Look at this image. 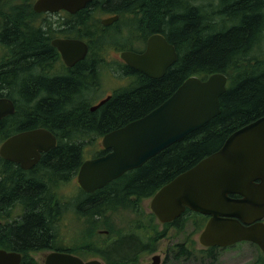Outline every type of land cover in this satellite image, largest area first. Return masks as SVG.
<instances>
[{
    "label": "trees",
    "instance_id": "1",
    "mask_svg": "<svg viewBox=\"0 0 264 264\" xmlns=\"http://www.w3.org/2000/svg\"><path fill=\"white\" fill-rule=\"evenodd\" d=\"M34 1L0 0L4 17L0 19V45L7 47V57L0 62V97L11 99L17 109L0 120V130L8 135L12 130L42 127L57 140L28 171L7 160L0 163V213L10 219L13 210L20 207L22 211L14 220L0 225V247L21 252L19 264H34L27 260L25 252L54 245V227L58 226L60 213L53 200L52 187L76 175L84 160L88 139L102 136L146 114L187 77L204 79L213 72L227 76L226 89L219 98V113L139 167L91 193H84L72 204L75 212H87L94 221L106 208H114L129 199L128 203L133 204L132 201L151 197L163 184L218 149L234 130L264 114V0H91L79 14L71 16L80 21L81 30L92 28L89 37L94 45L92 53L64 69L62 76H49V69L45 70L56 54L49 43L56 30L49 22L40 27L28 25L27 16L23 17L29 10L33 18ZM95 5L98 11L87 18L90 22H95V17L104 9L121 17L127 14L130 22L121 26L117 20L110 27L96 22L89 24L86 20L91 13L89 7ZM11 10L22 15L12 16ZM6 15L9 16L6 18ZM140 24L164 34L175 46L176 60L162 77L150 78L113 59L111 63L118 66L113 68L119 70L128 83L113 88L112 95L92 110V99L96 104L100 96L89 98L87 95L94 92L95 96L101 87L99 71L105 63L100 52L102 45L109 40H119L123 29L136 31ZM115 47L129 49L128 46ZM104 152L101 149L95 155ZM188 214L192 215L196 229L204 226L207 216L186 209L174 220L179 224L175 225L177 229L183 228L178 220ZM145 235L142 231H127L113 238L108 236L100 243L91 240L94 245L84 248L86 251L81 254L100 256L107 264H126L136 255L149 252V244L143 239ZM173 248L168 250L173 260L194 254L193 249L183 243ZM216 249L201 250L215 259L213 251ZM259 253L258 263L264 264V255Z\"/></svg>",
    "mask_w": 264,
    "mask_h": 264
},
{
    "label": "water",
    "instance_id": "2",
    "mask_svg": "<svg viewBox=\"0 0 264 264\" xmlns=\"http://www.w3.org/2000/svg\"><path fill=\"white\" fill-rule=\"evenodd\" d=\"M89 1L35 0L32 9L57 11L63 7L74 11ZM117 17L101 21L109 24ZM51 44L67 65L82 59L87 52V45L79 39L54 38ZM119 55L129 67L150 78L162 77L177 57L175 46L161 33L150 35L142 52L124 50ZM226 81L222 72H213L204 79L189 76L146 114L102 135L101 145L106 152L83 160L77 170L76 180L81 189L92 192L101 188L215 117L220 111L219 98L226 89ZM13 109L10 99L0 97V118ZM55 144L56 138L50 131L34 128L8 137L0 145V155L20 161L12 152L16 151L18 156L26 153L30 165L40 152ZM28 156L33 159L29 161ZM149 209L160 223L172 221L185 209L208 216L198 236L202 247H226L250 241L264 253V114L234 130L218 149L163 184L150 197ZM151 259L153 264L159 261L157 255ZM20 261V252L0 248V264ZM44 262L101 264L97 259L83 261L57 251L48 253Z\"/></svg>",
    "mask_w": 264,
    "mask_h": 264
},
{
    "label": "rangeland",
    "instance_id": "3",
    "mask_svg": "<svg viewBox=\"0 0 264 264\" xmlns=\"http://www.w3.org/2000/svg\"><path fill=\"white\" fill-rule=\"evenodd\" d=\"M9 14L12 16L16 14L15 16L17 17L22 15L21 12L17 13L13 10H11ZM29 14L30 12L28 10V13H25L23 17L27 16L25 21L28 25H30V23L34 24L35 21L33 18L31 19ZM8 16L9 15H6V18ZM3 18L4 17L0 12V19L2 20ZM1 28L0 25V30ZM115 48L116 47L113 48L112 46H107L106 48H102L100 52L104 57H108V59H105V63L103 62L105 65L106 61H109L110 66L118 68L117 64L111 63L113 59L118 62L121 61L118 57V50L116 51ZM6 50L7 47L0 45V62L7 57ZM104 64L99 71L101 74V87L97 90L99 92L94 96V92H91L92 90H90L89 93H91H88L90 96L87 95L89 98H97L109 94L113 88L123 87L128 83V80L124 77L112 74L108 67H104ZM93 102H95L94 99H92V103ZM5 136L7 135H3V130H0V142ZM91 137L93 138H89L84 146V159L94 157V155L102 149V136ZM51 193L53 195V200L60 205L59 213L62 214V219L59 220L57 229L56 226L54 227L55 232L53 233L55 235L54 238L56 239L55 244L58 249L66 247L70 251L81 255L84 248L94 245L91 240L100 243L105 241L108 236L113 238L127 231L137 233L142 231L146 234L143 236V239L149 244L150 250L148 253L136 255L131 261L133 264H153L151 257L156 253L161 254L160 257L157 255L159 258L158 264H260L258 263L257 256L260 254L259 251L261 250L251 242H238L223 247L222 249H216L213 251L215 259H210L207 254L201 250L202 247L198 243V236L203 226L196 229L193 223V217L190 214L183 216L178 220L183 224L181 230L177 229L175 226L179 225L178 223H160L154 215V217L151 215L152 212L149 209L150 197H143L138 199V201H132L133 204L128 203L130 202L129 199L124 203L117 204L114 208H106L102 216H99V218H95V220L92 221L87 212L77 210L74 213L75 215H71V213L68 212L71 209L72 200H79L84 193H88L77 188L75 178H71L68 181L57 182L53 185ZM71 196L74 197L71 198ZM62 199L66 200L65 204L67 205L65 207L61 206ZM134 205H136V208ZM18 211L19 209H16L13 214ZM77 214H79V218L76 216ZM0 215L2 217L5 216L4 213H0ZM1 219L3 220V223H1L2 226L10 220L8 218ZM60 243L62 245H59ZM181 243L192 248L194 254L186 259L173 260L166 252L167 250L171 251V249H174L173 247L175 244ZM59 246L61 248H59ZM48 250L50 249L42 250L36 248L32 249V251L25 252L24 256L34 264H45L44 257L47 254L46 252H49ZM92 257L102 258L94 255H92Z\"/></svg>",
    "mask_w": 264,
    "mask_h": 264
},
{
    "label": "flooded vegetation",
    "instance_id": "4",
    "mask_svg": "<svg viewBox=\"0 0 264 264\" xmlns=\"http://www.w3.org/2000/svg\"><path fill=\"white\" fill-rule=\"evenodd\" d=\"M85 5H86V3H85ZM84 6L81 7V8L75 9L74 11H69V10H67V9H65L63 7L59 8L57 11H41V12H36V11H34L32 9L35 12L33 14V20L35 21V23H34L35 25H38L40 27V26L45 25V22H49L50 25H51V27L56 30V32L54 34H52V36L49 39L50 45L53 46L56 49V54L54 55L53 60L51 61L50 64H47V67L48 68L45 66V70H48L49 69V71H48V73L50 72V75L49 76H62V75H64V69H67V68L72 67L76 62L82 60L84 57H86V56H88L90 54L91 48H92L91 46L93 45L89 41V37L93 33V31L91 30L92 28L81 30V23H79L80 21H78L76 18H74V17L71 16V15H74V14H79L84 9ZM89 8H90L89 9V12H91V13L90 14L88 13L89 15L86 17V20L91 15H96V13L98 11V6H96V5L95 6H91ZM104 10L105 11L104 12H101V15L99 17L98 16L95 17V19L97 18L95 20V22L98 23L99 25L106 26V27H110L112 25H115L116 22H117V20H119L122 23L121 26L123 24H126V23H129L130 22V19H129L130 17L127 16V14H125V15H123L121 17L119 13H115V12H113L110 9H104ZM108 10H110V11H108ZM126 11L128 12V10H126ZM114 15H117L118 16L116 20L112 21L109 24L102 23V21H101L102 19H104L106 17H109V16H114ZM87 21H88L89 24L95 23V22H90L89 20H87ZM121 26H120V28H121ZM125 27H127V25H125ZM67 29L75 30V32H73V34H69V32L67 31ZM135 29H136V31L135 30L134 31H132V30L130 31L127 28L126 29H123L122 30V35L120 36V39L119 40H110V41H108L109 43L107 42V43H105V44L102 45L103 48H106L107 46H112L113 48L115 46H120V47H126V46H128L129 49H122V50L115 49L116 51L118 50V57L120 58L121 62L124 63V64H126L122 60V58L120 57V55H119V53L121 51L131 50V51L140 53L145 48L147 38L150 35L159 33V32L154 31V30H148L147 27L144 28V26H142V24L138 25ZM162 35H164V34H162ZM54 38H74V39L82 40L87 45V52H86L85 56L82 59L75 61L71 65H67L63 61V59H62L59 51L57 50V48L54 45L51 44V40L54 39ZM116 48H118V47H116ZM105 59H108V57H103V62H105ZM100 62H101V60H100ZM104 67H108L110 69V71L112 72V74L120 75V71L119 70H115L112 66H110L109 65V61H106V65L104 64ZM134 71H136V70H134ZM136 72H138V71H136ZM125 79H127V78H125ZM111 95H112V90L110 91L109 94H106V95L101 96L97 100V102L98 101H101L102 99H104L107 96L110 97ZM97 102H96V104H97ZM93 104L95 105V102ZM13 105H14V111L12 113H10V114H7V115L2 116L0 118V120L3 119L4 117H6L8 115H11V114H13L14 112L17 111L15 104H13ZM153 108H154V106H153ZM24 130H28V129H21V130H13V131H11L7 136H5L2 139L1 143L5 139H7L8 137H10L11 135H14V134L19 133V132L24 131ZM47 151H45V152H47ZM45 152H40V154H39L38 158L36 159V161H34L33 163H30V165H29L28 161L25 159L26 156H27V154L26 153H20L19 155H21V156H18V154H17L16 151H13L12 154H13L14 157H19L20 158V161H11V160H7V159H4V158L0 157V163H1V160H3V161L7 160V161H9L11 163H14L19 169H21L23 171H28L29 168H31V166L35 165L39 161L41 155L43 153H45ZM28 159L30 161V160L33 159V157L28 156ZM73 178H75V176ZM77 188L79 190L83 191L78 186V184H77ZM84 192H86V191H84ZM88 193H91V192H88ZM73 197L74 196H71V198H73ZM75 201H77V199L71 201V209H70V211H68L69 213H71V215H75L74 214L75 213V210L73 209V205H72ZM65 202H66V200L65 199H62V205L61 206H64L65 207L67 205V204H65ZM57 206H58V208H60V205L57 204ZM20 210L21 209H19V211L16 212L15 214H13V212L15 210L12 211L9 222L11 220H14L15 217H16V215L17 214H20L22 212ZM13 215H14V217H13ZM76 216L79 218V214H77ZM61 217H62V214H59L58 218L62 219ZM1 218H7V217L6 216L2 217L0 215V225H1V223H3V220ZM174 220H176V219H174ZM174 220L172 222H174ZM262 220L264 221V217H263ZM55 241H56V239H55ZM55 241H54V245H56L55 244ZM54 245L42 246V247H40V249H42V250L43 249H50V250H48L49 252H51V251H57V252L69 253V254L76 255V256L80 257L83 261H87V260L92 259V258H97V257H86L85 255H82V254L80 255V254H78L76 252L70 251L66 247H63V248L59 247L61 249H58L57 248V245L56 246H54ZM59 245H62V244L60 243ZM85 251L86 250H83V252H85ZM49 252H46V253H49ZM169 252L167 250L166 253L169 254ZM164 253H165V251H164ZM156 254H158L159 257L161 256V254H159V253H156ZM99 259L101 260V264H107L103 258H99ZM163 260H164V257H163ZM126 264H133V262H129V263H126Z\"/></svg>",
    "mask_w": 264,
    "mask_h": 264
},
{
    "label": "bare ground",
    "instance_id": "5",
    "mask_svg": "<svg viewBox=\"0 0 264 264\" xmlns=\"http://www.w3.org/2000/svg\"><path fill=\"white\" fill-rule=\"evenodd\" d=\"M183 1V0H182ZM5 3V2H4ZM187 3H189V1L187 2ZM208 4H210V3H208ZM218 5V4H217ZM28 6V5H27ZM204 6V5H203ZM185 7V6H184ZM198 7V6H197ZM199 7H201V5L199 6ZM27 8V7H26ZM212 8H213V6H212ZM216 8V7H215ZM208 9H210V8H208ZM201 10V9H200ZM202 10H204L203 9V7H202ZM27 11V10H26ZM203 18V17H202ZM95 25V24H94ZM46 31V30H45ZM48 31V30H47ZM103 31V30H102ZM105 36V35H104ZM103 36V37H104ZM47 37V36H46ZM100 38V37H99ZM95 40V39H94ZM108 40V39H107ZM110 41V40H109ZM50 42V41H49ZM109 43V42H108ZM93 46V45H92ZM264 49V48H263ZM262 53V52H261ZM257 54H259L258 53V51H257ZM260 55V54H259ZM100 58V57H99ZM264 58V57H263ZM42 69V68H41ZM74 72V71H73ZM95 78V77H94ZM97 78V77H96ZM99 78V77H98ZM94 82V81H93ZM87 84V83H86ZM97 84V83H96ZM86 86V85H85ZM89 88V87H88ZM88 90V89H87ZM26 94V93H25ZM93 94V93H92ZM27 97V96H26ZM28 97H29V95H28ZM17 98V97H16ZM20 101V100H19ZM40 101V100H39ZM19 104V103H18ZM93 105V104H92ZM87 109V108H86ZM77 115V114H76ZM18 119V118H17ZM24 119V118H23ZM18 123V122H17ZM77 130V129H76ZM75 130V131H76ZM74 132V131H73ZM68 143V142H67ZM4 166V165H3ZM13 166V165H12ZM7 168H9V167H7ZM14 169V168H13ZM36 208V207H35ZM58 222V221H57ZM56 223V222H55ZM51 225V224H50ZM58 225V224H57ZM53 226V225H52ZM52 226H51V228H52ZM56 229H57V227H56ZM57 231V230H56ZM57 234V233H56ZM58 235V234H57ZM59 236V235H58ZM58 239V238H57ZM56 246V245H55ZM60 247V246H59ZM24 248V247H23Z\"/></svg>",
    "mask_w": 264,
    "mask_h": 264
}]
</instances>
